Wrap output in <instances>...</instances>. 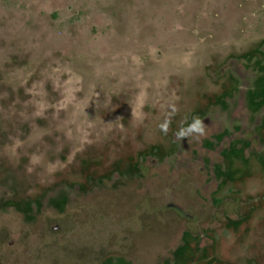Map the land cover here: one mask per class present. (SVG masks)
<instances>
[{
	"label": "rangeland",
	"instance_id": "rangeland-1",
	"mask_svg": "<svg viewBox=\"0 0 264 264\" xmlns=\"http://www.w3.org/2000/svg\"><path fill=\"white\" fill-rule=\"evenodd\" d=\"M0 264H264V0H0Z\"/></svg>",
	"mask_w": 264,
	"mask_h": 264
},
{
	"label": "clouds",
	"instance_id": "clouds-1",
	"mask_svg": "<svg viewBox=\"0 0 264 264\" xmlns=\"http://www.w3.org/2000/svg\"><path fill=\"white\" fill-rule=\"evenodd\" d=\"M173 110L175 111V109ZM133 115H135L134 112H132V116ZM160 128L163 132L166 133L168 130V122L161 124ZM205 135L206 129L204 126V122L197 117H194L191 122L187 124L186 127H181L177 132V137L181 140L186 137L189 138L190 136L201 137Z\"/></svg>",
	"mask_w": 264,
	"mask_h": 264
}]
</instances>
